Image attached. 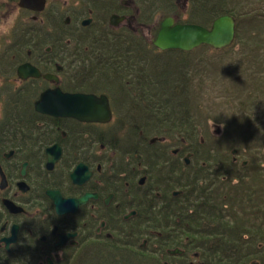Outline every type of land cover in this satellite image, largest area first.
Listing matches in <instances>:
<instances>
[{
	"label": "flooded vegetation",
	"instance_id": "obj_1",
	"mask_svg": "<svg viewBox=\"0 0 264 264\" xmlns=\"http://www.w3.org/2000/svg\"><path fill=\"white\" fill-rule=\"evenodd\" d=\"M47 3L40 12L21 10L42 21ZM120 3L119 11L115 0L102 7H116L110 16H125L116 25L109 16L108 26H91L88 9L78 26H69L68 15L61 23L54 18L53 26H33L37 37L30 47L23 53L20 37L15 44L23 53L19 63L12 62L8 73L0 70V264L200 263L196 240L181 231L198 197L182 183L197 162L181 144L195 149L198 143L193 135L181 136L171 119L151 130L146 113L158 102L179 100L175 75L181 70H149V56L133 44L150 43V27L136 21L132 1ZM126 30H145L147 39L102 38ZM5 61L0 52V66ZM23 63L40 76L19 77ZM56 88L105 96L110 118L80 121L37 112L40 93ZM231 161L237 163V154ZM189 198L192 211L184 215Z\"/></svg>",
	"mask_w": 264,
	"mask_h": 264
},
{
	"label": "rangeland",
	"instance_id": "obj_2",
	"mask_svg": "<svg viewBox=\"0 0 264 264\" xmlns=\"http://www.w3.org/2000/svg\"><path fill=\"white\" fill-rule=\"evenodd\" d=\"M115 1L117 8L112 9L116 8L118 11L120 8L123 9L120 0ZM241 1L264 11V0ZM16 2L17 0H0V16H3L0 20V52H4L6 60V66H0V70L6 73L12 70L13 65L19 63V58L30 47H23V53L15 48L20 28H27L29 22L31 23V14L18 8ZM181 2L183 1L179 0L178 3ZM183 4L184 2L178 11L180 20H185L188 15V6L186 4L183 8ZM48 5L51 6L50 11L53 14L47 13L43 19L51 22L52 26L54 18L55 22L62 20L60 18L62 14L70 17L69 26H78L80 19L88 18V9L94 18L91 26L103 24L108 26V17L113 11L110 8L108 11L102 9L104 0L89 2L84 6L78 0H48ZM158 20L156 17L150 26L156 24ZM250 21H241L242 28L238 35L245 48L241 47V43L235 37L226 51H214L200 45L182 55L185 60L181 63L182 57L176 52L155 55L152 54L154 52L152 50V53L143 54L149 56L151 71L176 70L180 67V76L177 71L175 76L182 85V96L171 107L170 117L177 119L182 114L190 117L193 124L199 128L200 133L197 137L203 139L202 143L206 144V148H210L208 155L217 157L218 153L231 159L230 145L240 144L242 150L232 154H237L236 166L232 167L228 174H235L233 169L237 167L239 169L240 163L245 161L246 168L237 172L246 173L245 181L257 185L255 169L264 165V19L256 21L257 24ZM36 24L31 25L38 26ZM137 34L145 37L146 31L139 30ZM36 37L33 36L34 39ZM107 37L109 36L102 38ZM148 38H152L151 29ZM46 45L43 44V47ZM242 52L245 53L244 56H241ZM185 109L187 110L184 112ZM235 183L233 180L232 184ZM205 185L206 182L199 180V187Z\"/></svg>",
	"mask_w": 264,
	"mask_h": 264
},
{
	"label": "trees",
	"instance_id": "obj_3",
	"mask_svg": "<svg viewBox=\"0 0 264 264\" xmlns=\"http://www.w3.org/2000/svg\"><path fill=\"white\" fill-rule=\"evenodd\" d=\"M95 1L98 0H78L83 6ZM131 1L139 10L136 16L138 23L150 26L151 22L158 17L159 20L153 25L155 27L150 26L152 36L155 35L160 20L167 16H176L178 22H193L209 26L219 15L231 14L236 22L235 37L238 38L241 47L245 48L244 42L238 37L242 22L246 20L251 22L250 20H252L255 22L254 24H257L256 21L259 22L264 19V11L257 10L255 6L250 7V3L246 1L242 3L241 0H189L187 3L188 15L185 20L179 19V8L175 0ZM50 10L51 6L48 5L44 14H53ZM63 15H60V18ZM45 21L47 20H31L29 27L20 28L19 37L23 40V46H28L29 43L27 42L36 35L31 24L37 23L38 26H49L50 22L45 23ZM61 22L62 20L55 23ZM107 36L116 39H145L131 31L113 32ZM144 41L143 44H133V48L140 47L142 53H145L147 48L149 50L150 47L154 48L151 44L148 45L146 40ZM205 46L211 48L208 45ZM230 46L231 44L228 47L214 51H226ZM171 51L185 54L179 50ZM137 53V51H133V54ZM242 53L241 56H244L245 53ZM15 97L16 94L13 95V98ZM156 104L155 109L146 111L151 121L149 124L151 130L157 129L162 120L171 119L179 123L181 136L193 135L194 140L198 143L195 149H186L185 145L181 144L182 151H192L197 162V170L187 174V179L182 183L187 185V190L190 193L194 190L198 192V197L191 200L195 206L193 213H189V210H191L190 198L187 199L189 204L184 215L188 213L189 215L187 218H182L181 231L188 236L189 242L192 239L196 240L199 264H248L251 260H257L259 264H264V165L255 169L257 185L248 184V181H245L247 174L237 172V170L245 169V166L240 165L239 169L238 167L233 169L235 174L229 175L231 168L235 167L236 164L231 159L218 153L217 157L207 154L210 148H206V144L201 143L200 138L197 137L200 133L199 128L196 124H193L190 117L183 114L185 118L181 116L172 119L170 110L174 105L173 103L158 102ZM181 107L183 109V105ZM174 125L172 123L173 128ZM233 148L237 152L242 150L240 144H231L230 154ZM199 180H203L207 185L199 187ZM233 180L236 181L235 184H232ZM193 214L194 217L191 219Z\"/></svg>",
	"mask_w": 264,
	"mask_h": 264
},
{
	"label": "water",
	"instance_id": "obj_4",
	"mask_svg": "<svg viewBox=\"0 0 264 264\" xmlns=\"http://www.w3.org/2000/svg\"><path fill=\"white\" fill-rule=\"evenodd\" d=\"M46 0H18L20 8L40 12L45 8ZM125 16L112 14L110 24L116 25ZM89 20H84L86 24ZM235 36V19L231 14L216 17L209 28L196 23H175L171 16L161 20L159 29L151 43L159 50L178 49L191 51L200 45H209L214 49H222L232 43ZM21 78L38 77L40 71L29 63H23L16 69ZM47 79L54 78L50 74L43 75ZM56 97V98H55ZM58 97V98H57ZM37 112L52 116L73 117L80 121H105L110 118V111L105 96L62 93L59 89H46L34 102ZM235 149L232 150L234 154ZM188 163V156L184 158ZM245 164V161H243ZM174 250L173 252H177ZM249 264H259L252 261Z\"/></svg>",
	"mask_w": 264,
	"mask_h": 264
},
{
	"label": "bare ground",
	"instance_id": "obj_5",
	"mask_svg": "<svg viewBox=\"0 0 264 264\" xmlns=\"http://www.w3.org/2000/svg\"><path fill=\"white\" fill-rule=\"evenodd\" d=\"M183 2H184V4H183V8L184 7H186V3H188V0H182ZM179 2V0H175V3H176V5L178 6V8L179 7H181V4L183 3V2H181V3H178ZM133 3V2H132ZM134 5V4H133ZM135 6V5H134ZM136 7V6H135ZM137 8V7H136ZM137 10H138V8H137ZM131 12H133V11H131ZM138 12H139V10H138ZM138 14V13H137ZM168 17V16H167ZM171 17H173L174 18V24L175 23H181V24H183V23H193V22H178V21H176L177 20V18H176V16H171ZM164 19V18H163ZM160 22H161V20H160ZM160 22H159V25H158V29H159V26H160ZM140 24H144V23H140ZM197 24V23H196ZM145 25H147V26H149L148 24H145ZM150 27V26H149ZM150 29H151V27H150ZM150 29H149V33H150ZM158 29H157V31H158ZM157 31H156V33H155V35L154 36H152V38L151 39H149L150 41V43H148V45L149 44H151L152 45V47H154V48H151L150 47V50L148 49V52H146V50H145V53H149V52H153L152 54H155V55H157V54H165V53H167V54H170L171 52H173V51H171V50H178V49H167V50H159V49H157L152 43H151V41L155 38V36H156V34H157ZM144 37V36H143ZM148 37H149V35H148ZM142 38V37H141ZM145 39H147V37L145 36L144 37ZM153 50V51H152ZM179 51H181V50H179ZM181 52H184L185 54L186 53H188L189 51H181ZM176 54H179L180 55V57H182V60L180 61V63L181 62H183L185 59L183 58V56L182 55H184V54H180V53H177L176 52ZM181 96H182V86H181ZM173 104H175V103H173ZM186 110H184V112H185ZM183 112V113H184ZM182 117H184L185 118V116L182 114ZM233 149H235V148H233ZM232 149V150H233ZM236 150V149H235ZM237 151V150H236ZM252 261H257V260H251L250 262H252ZM249 262V263H250ZM258 262V261H257Z\"/></svg>",
	"mask_w": 264,
	"mask_h": 264
}]
</instances>
